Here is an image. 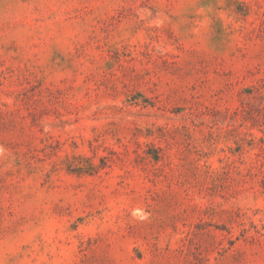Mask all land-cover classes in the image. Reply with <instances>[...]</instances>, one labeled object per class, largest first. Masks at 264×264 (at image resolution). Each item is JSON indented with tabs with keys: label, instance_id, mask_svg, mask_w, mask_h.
<instances>
[{
	"label": "rangeland",
	"instance_id": "rangeland-1",
	"mask_svg": "<svg viewBox=\"0 0 264 264\" xmlns=\"http://www.w3.org/2000/svg\"><path fill=\"white\" fill-rule=\"evenodd\" d=\"M0 264H264V0H0Z\"/></svg>",
	"mask_w": 264,
	"mask_h": 264
}]
</instances>
